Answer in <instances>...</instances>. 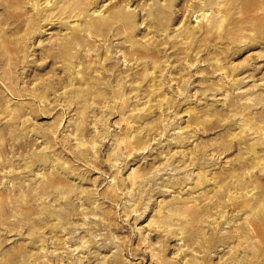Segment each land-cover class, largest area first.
I'll use <instances>...</instances> for the list:
<instances>
[{
	"label": "rangeland",
	"instance_id": "obj_1",
	"mask_svg": "<svg viewBox=\"0 0 264 264\" xmlns=\"http://www.w3.org/2000/svg\"><path fill=\"white\" fill-rule=\"evenodd\" d=\"M0 264H264V0H0Z\"/></svg>",
	"mask_w": 264,
	"mask_h": 264
}]
</instances>
